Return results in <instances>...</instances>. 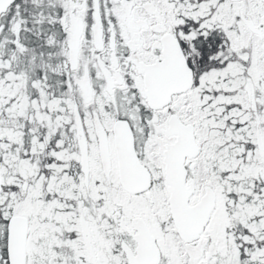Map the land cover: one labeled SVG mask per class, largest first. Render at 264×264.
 Instances as JSON below:
<instances>
[{"label":"flooded vegetation","instance_id":"1","mask_svg":"<svg viewBox=\"0 0 264 264\" xmlns=\"http://www.w3.org/2000/svg\"><path fill=\"white\" fill-rule=\"evenodd\" d=\"M164 57L192 84L155 109L144 69ZM188 125V204L210 187L215 206L185 241L163 151ZM120 136L149 175L136 193ZM16 218L23 264H264V0H13L0 13V264Z\"/></svg>","mask_w":264,"mask_h":264},{"label":"water","instance_id":"2","mask_svg":"<svg viewBox=\"0 0 264 264\" xmlns=\"http://www.w3.org/2000/svg\"><path fill=\"white\" fill-rule=\"evenodd\" d=\"M12 1L0 0V13ZM174 63L173 59L164 57L163 61L144 69L145 86L142 94L151 108H160L168 104L172 94L183 92L191 86V76H187L186 79L178 76V70L188 71L185 62L177 65ZM186 129L187 134L179 135L174 144L166 147L163 160L172 220L179 236L188 241L202 231L214 207L215 196L210 188H206L198 202L192 206L188 205L193 185L190 183L188 187L184 186L185 171L182 161L186 156L194 157L199 147L194 142L192 127L188 125L184 130ZM116 142L119 160L124 170V175L121 176L122 183L130 192H139L149 184V175L137 161L131 138L120 136ZM9 242L10 264H23L24 232L20 229L18 218L11 223Z\"/></svg>","mask_w":264,"mask_h":264},{"label":"rangeland","instance_id":"3","mask_svg":"<svg viewBox=\"0 0 264 264\" xmlns=\"http://www.w3.org/2000/svg\"><path fill=\"white\" fill-rule=\"evenodd\" d=\"M237 5H238V7L241 6V4H237ZM237 11H238V8L236 7L235 8V12H237ZM238 34L244 36V34H241L239 32H238ZM238 38L239 39H235V40H239L240 41V45L243 46L244 44L242 42H244L245 39L243 37H239V36H238ZM259 43H256V42L253 43V44H256V46H253L252 51L249 54V59L252 62H256V58L255 57H257V56H259V54L263 53V50L259 47ZM257 72H259V71H257ZM220 167L221 168H226L227 167L226 166V162H222L220 164ZM218 192H219V200H218L219 208L214 211L213 217L219 219V221H221V220L224 219V221L223 222L221 221L222 223L219 225L220 228H222V227L225 226V223H226V219L224 218V213H223L224 212V209L226 207V205H225V202H226V198H225V196H226V190L219 189ZM221 212L223 213V216H222ZM212 222H215V221H212ZM221 264H229L228 258L226 256L224 257V262H221Z\"/></svg>","mask_w":264,"mask_h":264},{"label":"trees","instance_id":"4","mask_svg":"<svg viewBox=\"0 0 264 264\" xmlns=\"http://www.w3.org/2000/svg\"><path fill=\"white\" fill-rule=\"evenodd\" d=\"M211 67H213L212 65H210V64H204L203 65V69H210Z\"/></svg>","mask_w":264,"mask_h":264}]
</instances>
